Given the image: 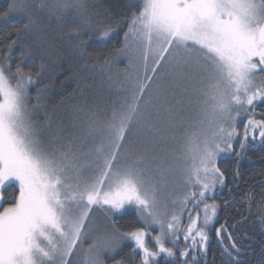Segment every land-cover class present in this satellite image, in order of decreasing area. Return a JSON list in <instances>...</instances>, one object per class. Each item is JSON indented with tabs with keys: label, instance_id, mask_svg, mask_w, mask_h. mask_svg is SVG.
Wrapping results in <instances>:
<instances>
[{
	"label": "snow or ice",
	"instance_id": "snow-or-ice-1",
	"mask_svg": "<svg viewBox=\"0 0 264 264\" xmlns=\"http://www.w3.org/2000/svg\"><path fill=\"white\" fill-rule=\"evenodd\" d=\"M128 7L116 18L102 0H9L0 13L21 25L0 55V264H207L211 235L222 264H247L255 225L264 244V179L231 224L215 202L221 163L264 149V0ZM117 38L109 53L88 51ZM57 41L85 67L124 63L103 78L106 96L48 107ZM61 107L72 121L53 127ZM130 213L141 226L121 231ZM125 242L131 261L115 259Z\"/></svg>",
	"mask_w": 264,
	"mask_h": 264
},
{
	"label": "trees",
	"instance_id": "trees-1",
	"mask_svg": "<svg viewBox=\"0 0 264 264\" xmlns=\"http://www.w3.org/2000/svg\"><path fill=\"white\" fill-rule=\"evenodd\" d=\"M102 2L105 7H108L112 11L116 18H120L121 16L126 17L130 14L128 5L132 0H102ZM8 3L9 0H0V13L5 10ZM20 26V22L17 19H11L9 22L0 21V37L4 38L0 39V55L4 53L5 40L11 39L7 37V33ZM119 42L120 40L117 38L106 45H97L94 48H89L88 51L94 54L109 53ZM56 49V55L58 57L57 63L54 66L50 65L45 78V83L51 85L52 99L48 102V107L50 109L59 104L63 97H67L70 94H74L76 102L80 103L82 106H85L94 99L99 100L101 97L106 96L107 89L103 84V78L109 74L120 71L125 66L121 60H113L108 69L102 67V61L96 64V66H93L92 63H88V66L85 67L84 63L79 59L69 57L66 48H64L59 41L56 43ZM13 55L19 56V51L14 49ZM21 66L25 71L32 72H36L39 68L38 63H28L27 61ZM262 111H264V109H258V119L261 118L259 113ZM71 121L72 113L70 108L61 107L56 110L53 117V127H55L57 123L68 127ZM245 155L248 159L237 162V159L233 157L231 160L221 163V167L226 173V187L223 191L217 190L215 199V202L221 206L219 211V219L221 222L228 221L229 224L233 223L240 218L237 214L238 212L246 215L244 196L250 187L256 185V181L264 179V175H262V173H264V149L260 147L254 149L250 148ZM237 170L239 176L234 179V174ZM14 194L15 193L11 191L5 192L6 197H10ZM254 195L257 200H259L261 195H264L258 185L254 188ZM226 201L227 207H225ZM8 202L10 203L11 201L9 200ZM256 219V216L253 215L250 217L248 223L255 225ZM117 226L121 231H128L141 225L138 224L135 215L130 213L129 215L119 218L117 220ZM260 232L261 229L258 225L248 227L247 235L253 240H256L257 243L252 245L249 249L248 242H244L247 264H264V244L259 242L262 238ZM210 241L207 264H222L223 258L214 235L210 236ZM225 242H227V239H225ZM131 246V243L124 244L121 249L118 250L115 259L131 261L132 258L129 256ZM107 264H112V261L107 260ZM135 264H139L138 259L135 260ZM161 264H167V261L162 259Z\"/></svg>",
	"mask_w": 264,
	"mask_h": 264
},
{
	"label": "rangeland",
	"instance_id": "rangeland-1",
	"mask_svg": "<svg viewBox=\"0 0 264 264\" xmlns=\"http://www.w3.org/2000/svg\"><path fill=\"white\" fill-rule=\"evenodd\" d=\"M126 243H130V242H125V244ZM182 243V242H181ZM149 244H150V246H152V244H151V241L149 240ZM123 246V245H122ZM168 246H171L170 244L168 245ZM85 247H87V242H86V244H85Z\"/></svg>",
	"mask_w": 264,
	"mask_h": 264
},
{
	"label": "flooded vegetation",
	"instance_id": "flooded-vegetation-1",
	"mask_svg": "<svg viewBox=\"0 0 264 264\" xmlns=\"http://www.w3.org/2000/svg\"><path fill=\"white\" fill-rule=\"evenodd\" d=\"M226 239V238H225ZM207 263H208V260H207Z\"/></svg>",
	"mask_w": 264,
	"mask_h": 264
}]
</instances>
